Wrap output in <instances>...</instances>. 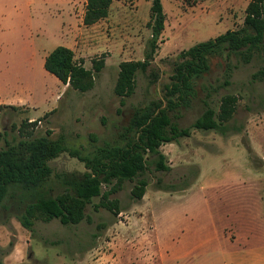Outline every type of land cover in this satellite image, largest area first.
I'll list each match as a JSON object with an SVG mask.
<instances>
[{"label":"rangeland","instance_id":"374dc122","mask_svg":"<svg viewBox=\"0 0 264 264\" xmlns=\"http://www.w3.org/2000/svg\"><path fill=\"white\" fill-rule=\"evenodd\" d=\"M161 2L165 29L151 63L138 71L132 94L121 98L115 93L119 66L145 59L152 38V3L114 0L106 19L89 26L77 21L80 34L69 39L76 62L94 73L92 89L80 92L59 82L56 108L41 117L25 108L2 109L0 151L10 147L24 151L22 142L41 138L63 150L48 162L47 181L39 188L46 197L70 191L72 181L87 176L84 160L103 159L108 149L133 137L138 112L176 100L170 88L184 51L229 30L254 34L244 23L250 0ZM95 66L101 70L96 72ZM228 66L232 69L227 74ZM35 76L37 88H44L48 80L39 69ZM47 87L56 90L52 82ZM225 96L238 100L233 117L225 123L227 133L193 130L190 137L162 146L170 171H157L149 164L136 179L123 182L110 195V200L118 201L119 213L103 206V197H94L80 223L62 225L57 219L37 217L28 230L18 216L33 192L11 186L0 204V264H199L195 254L168 261L160 242L167 244L181 236L180 230L192 232L196 224L213 218L218 225L225 220L241 227L243 221H258V213L227 210L245 203L258 206L264 198V48L247 63L238 55L214 58L191 105L181 109L179 125L190 127L207 105L218 110ZM143 179L148 184L145 195L134 199L132 189ZM12 252L15 259L9 258Z\"/></svg>","mask_w":264,"mask_h":264},{"label":"trees","instance_id":"16d2710c","mask_svg":"<svg viewBox=\"0 0 264 264\" xmlns=\"http://www.w3.org/2000/svg\"><path fill=\"white\" fill-rule=\"evenodd\" d=\"M114 0H88L84 24L89 26L106 19ZM151 1L149 26L152 38L143 61H127L120 64L119 77L115 93L125 98L133 93L135 77L152 61L158 50L159 39L165 29L166 14L161 0ZM245 26L254 34L243 30H229L213 40L199 43L181 54V62L177 64L170 91L176 100L167 105L142 110L135 115L134 136L125 138L126 142L116 144L104 155L103 159L84 160L87 176L72 181L70 191L55 198L46 197L39 188L47 181L50 168L48 162L59 156L63 150L57 143L41 138L30 142H22L21 149L10 147L0 151V204L4 201L11 186H23L33 192L31 201L25 204L23 213L18 218L21 225L32 230L37 217L46 220L57 219L62 225L78 224L85 219L87 205L94 197H103L102 205L119 213L118 201L110 200L126 180H134L152 164L157 171H170L166 156L161 147L169 143H177L182 138L190 137L193 130H218L227 133L225 123L235 112L237 98L225 96L221 99L218 110L207 105L206 110L190 127L182 128L178 120L181 109L188 108L197 95L198 83L210 71L212 60L226 54L238 55L246 63L255 53L264 48V0H250L245 10ZM45 70L55 76L69 88L87 92L94 86V73L75 60L73 50L56 47L46 57ZM232 67L228 66L227 74ZM100 66H95L99 72ZM226 80L225 85H228ZM123 100L121 104L123 105ZM17 110L18 108L10 107ZM4 107H1V110ZM37 123V122H36ZM124 140V141H125ZM146 180H139L132 189L134 199L142 200L147 187ZM108 187V191H104Z\"/></svg>","mask_w":264,"mask_h":264},{"label":"crops","instance_id":"0c3cea01","mask_svg":"<svg viewBox=\"0 0 264 264\" xmlns=\"http://www.w3.org/2000/svg\"><path fill=\"white\" fill-rule=\"evenodd\" d=\"M87 1L0 0V115L1 107L25 108L35 117L56 108L60 81L45 70V60L58 46L73 50L69 39L80 34L75 23L84 20ZM36 69L48 80L44 88H37ZM48 82L55 85V92L49 91ZM255 206L245 203L227 210L259 214L258 221H243V233L235 221L218 225L213 218L196 224L192 232L180 230L181 236L167 244L160 242V250L168 261L186 260L195 254L199 264H264V198ZM226 230H230L229 236ZM14 252L10 259H15Z\"/></svg>","mask_w":264,"mask_h":264}]
</instances>
